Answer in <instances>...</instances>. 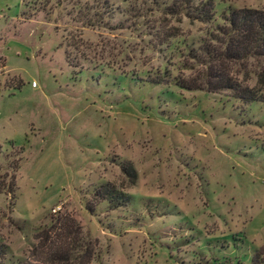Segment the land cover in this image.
<instances>
[{"label": "rangeland", "instance_id": "rangeland-1", "mask_svg": "<svg viewBox=\"0 0 264 264\" xmlns=\"http://www.w3.org/2000/svg\"><path fill=\"white\" fill-rule=\"evenodd\" d=\"M180 1L0 0V264L43 230L75 257L87 243V264H249L264 246V103L174 84L228 11L264 0H211L205 22ZM247 63L233 77L264 94Z\"/></svg>", "mask_w": 264, "mask_h": 264}, {"label": "trees", "instance_id": "trees-1", "mask_svg": "<svg viewBox=\"0 0 264 264\" xmlns=\"http://www.w3.org/2000/svg\"><path fill=\"white\" fill-rule=\"evenodd\" d=\"M183 15L201 22L208 21L212 13L211 0H197L193 7L189 0H181ZM222 24L212 30L211 41L217 44L201 47L203 71L197 78H177L174 84L184 90H204L210 93L227 92L231 97L242 103L262 102L264 94L260 90L247 88L233 77V68L244 71L248 61H264V10L235 9L230 10L222 18ZM191 58H197L192 55ZM193 60V59H191ZM235 71V70H234ZM262 75V73L259 75ZM128 170V169H127ZM123 173L130 175L129 170L121 168ZM129 172V173H128ZM110 192V191H109ZM113 196V193H111ZM113 198L118 202L119 195ZM121 201V200H120ZM88 210V208H87ZM51 227V226H50ZM70 227L63 222L61 228L70 233ZM63 237V235H62ZM50 239L48 232L43 230L36 236V244L30 249L25 259L15 260V264H87L90 251L87 243L82 244V251L75 257V243L72 239ZM2 250L0 251V256ZM249 264H264V246L256 249L249 259Z\"/></svg>", "mask_w": 264, "mask_h": 264}, {"label": "built area", "instance_id": "built-area-1", "mask_svg": "<svg viewBox=\"0 0 264 264\" xmlns=\"http://www.w3.org/2000/svg\"><path fill=\"white\" fill-rule=\"evenodd\" d=\"M33 86V84H31Z\"/></svg>", "mask_w": 264, "mask_h": 264}]
</instances>
